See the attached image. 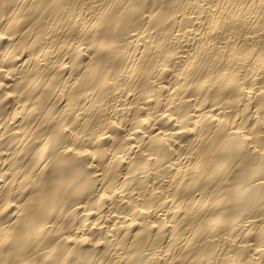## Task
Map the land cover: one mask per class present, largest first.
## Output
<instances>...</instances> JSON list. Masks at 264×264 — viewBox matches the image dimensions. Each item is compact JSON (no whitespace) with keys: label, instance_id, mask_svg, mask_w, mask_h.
I'll return each instance as SVG.
<instances>
[{"label":"bare ground","instance_id":"1","mask_svg":"<svg viewBox=\"0 0 264 264\" xmlns=\"http://www.w3.org/2000/svg\"><path fill=\"white\" fill-rule=\"evenodd\" d=\"M0 264H264V0H0Z\"/></svg>","mask_w":264,"mask_h":264}]
</instances>
